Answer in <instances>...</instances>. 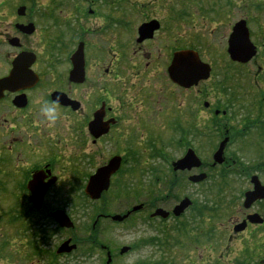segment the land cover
<instances>
[{"label":"flooded vegetation","instance_id":"af4514ba","mask_svg":"<svg viewBox=\"0 0 264 264\" xmlns=\"http://www.w3.org/2000/svg\"><path fill=\"white\" fill-rule=\"evenodd\" d=\"M125 1L0 0V198L25 197L8 212L0 252L8 249L21 264L42 255L43 227L34 216L46 208L48 194L70 188L64 177L77 158H86L88 172L101 164L81 177L85 194L103 168L109 189L117 175L136 179L134 200L127 197L128 183L116 185L132 201L124 214L139 206L128 219L148 209L152 220L176 221L193 202L175 216L174 208L188 198L165 209L161 204L169 194L213 178L218 191L240 189L243 206L224 224L228 239L245 234L247 264H264V0H129L147 2L134 10H124ZM235 31L247 36V43H236L246 49L244 61L229 53ZM214 35L218 42L204 57L202 38ZM184 51L196 53L195 60L209 68L207 78L182 84L171 78L174 56ZM76 90H85L86 100ZM44 100L58 101L60 118L52 125L39 112ZM166 159V172L155 168L153 162ZM44 189L38 208L31 196ZM109 189L98 201L88 199L104 200ZM141 195H151V204L140 203ZM109 203L93 230L101 221L114 223ZM159 209L168 216H155ZM182 225L177 231H185ZM94 236L88 238L93 242Z\"/></svg>","mask_w":264,"mask_h":264},{"label":"rangeland","instance_id":"374dc122","mask_svg":"<svg viewBox=\"0 0 264 264\" xmlns=\"http://www.w3.org/2000/svg\"><path fill=\"white\" fill-rule=\"evenodd\" d=\"M127 2L123 3L124 10H134L137 5L143 6L144 4V6H147L145 1L138 4L129 0ZM21 8L26 9V7ZM29 9H33V7L31 6ZM92 10L95 11L93 8ZM92 32H94V29ZM190 37L194 38L195 36L190 35ZM219 37V35L217 37L214 35L202 38L201 43L205 45L203 48L204 57L212 54V44L218 42ZM92 40L93 43H96L98 39L96 36H92ZM108 47L107 44L106 49ZM103 53L98 51L94 54L102 55ZM61 69L62 66L56 68L57 71ZM215 70H217V67H215ZM133 73V71L130 72V75ZM75 92L79 93L83 100H86L85 90H76ZM65 116L63 114L61 118L65 119ZM73 121H75V118L71 117L69 122L72 123ZM106 147V150L110 149V144L107 143ZM159 147L162 148L160 145ZM176 152L179 153L178 150ZM173 153L172 159L176 157L175 152ZM67 155L68 153L65 154V156ZM153 163L156 169H165V172L171 164L168 159L164 162L157 160ZM100 164L101 162H95L92 170L88 172L89 166L86 158H77L71 165L74 171L71 175H68V178L64 177L63 181V183L68 181L70 188L67 185L64 190H55L46 196V208L34 216V219L41 221L43 227L42 255L38 258L32 256L33 259L25 262V264H29L32 260L34 262L38 261L39 264H105L107 249L114 251L113 264H137L140 261L149 262V259H153L150 263L155 264L163 255L169 258L170 264H247V248L244 247L247 243V236L244 234L237 241L230 242L228 239L229 233L224 226L228 223L230 215L243 206L241 190L234 187L231 190L229 189L231 192H225L228 188L218 191L219 189L214 182L216 178L203 183L201 186H184L181 194L176 192L169 194L168 203L164 204L163 202L161 204L165 209H171L174 202L184 197L193 202V206L187 213L182 218L176 219V221L169 219L163 223L158 219L152 220L148 209H146L136 214L135 217L132 216L124 224H116L111 221V224H107L103 219L104 221L99 222L100 226L93 230L92 227L97 218V213L104 206V203H107V200L110 202L107 211L113 215L124 214L129 209L126 206L132 201H127L124 194L119 195L117 193V182L124 180L128 183L131 194L127 197L131 196L133 200L134 194L132 193L137 190L135 186L136 179L131 180V174L126 177L117 175L111 180V187L106 194V198L99 202H91L84 193L86 179L82 181L81 177L87 174V178L95 172V167ZM68 167L69 165H65L62 169ZM60 173L63 175V172ZM160 179L164 180L163 178ZM161 195H164L162 198L164 200L166 194ZM119 196H121L120 201ZM155 196V201H159L157 200L159 194H155ZM150 198L151 195H141L137 199L140 203L145 199L143 203L148 206V204H151ZM24 199L25 197L21 195L1 196L0 215L4 216V224H0V234L5 231L4 226L10 224L8 213L10 208L14 207L16 202L21 205ZM232 207L233 209H231ZM55 210H62L66 213L75 227L70 230L58 228L49 215ZM181 224H188L182 235L178 234L177 231V227ZM94 231H96L94 237H97V241L92 245L87 238ZM68 238L73 239V242L78 244L77 251L68 255H57V249ZM152 238H160L164 243L158 241L157 245H153ZM124 246H128L129 251L120 256L119 250ZM102 247L107 249H101ZM216 261L218 262L216 263ZM257 262L259 263L260 260H252L253 264ZM21 263V261L18 262L14 259L8 249L3 253L0 252V264Z\"/></svg>","mask_w":264,"mask_h":264},{"label":"water","instance_id":"95a60500","mask_svg":"<svg viewBox=\"0 0 264 264\" xmlns=\"http://www.w3.org/2000/svg\"><path fill=\"white\" fill-rule=\"evenodd\" d=\"M247 43V36L245 37L242 36L239 32L235 31L231 38H230V49L229 53L232 57V59H236L239 61H244L246 58L245 52L246 49L239 47L236 43L242 44V43ZM196 53L192 51H184L177 53L174 56V60L172 62L171 68H170V75L171 78L180 84L185 83V81H193L195 77H200V78H207L209 75V68L206 65H202L199 63V59L197 57L196 59ZM221 154V150L216 153L215 158L217 159ZM189 159V156H187L182 163L186 162ZM180 162V163H181ZM180 163H177L180 164ZM109 176L108 169H102L100 170L96 176H94L91 180L90 183L87 187V193L91 195L93 199H99L101 197V193L104 190L108 189L107 185V178ZM102 180L105 181V184L102 183ZM45 195V189L39 193H34L31 196V200L33 203L39 208L42 204L43 197ZM247 198V196H246ZM247 201V200H246ZM191 205V201L189 199L183 200L178 206L175 207L174 209V214L176 216L181 215L185 209H187ZM247 207V204H246ZM139 208H134L133 211L137 210ZM129 214L125 216H115L113 219L115 221H122L124 220ZM156 215H162L163 217H167L168 214L165 213L162 210H159L156 212ZM53 217L59 222L61 227H66L70 228L73 227V224L71 223L70 219L65 215L64 212L62 211H57L53 214ZM245 229V223L240 224L235 227V232H240ZM70 240H67L65 243L61 245V247L58 250L59 254L62 253H70L74 249H76L75 245L70 246ZM129 250L128 247H124L121 250V254L126 253ZM111 259L109 258L108 264L110 263Z\"/></svg>","mask_w":264,"mask_h":264},{"label":"clouds","instance_id":"9594fccd","mask_svg":"<svg viewBox=\"0 0 264 264\" xmlns=\"http://www.w3.org/2000/svg\"><path fill=\"white\" fill-rule=\"evenodd\" d=\"M57 103L58 101L49 102L47 100L40 103L39 112L42 114L44 121L49 125L54 124L56 120L60 118Z\"/></svg>","mask_w":264,"mask_h":264},{"label":"trees","instance_id":"16d2710c","mask_svg":"<svg viewBox=\"0 0 264 264\" xmlns=\"http://www.w3.org/2000/svg\"><path fill=\"white\" fill-rule=\"evenodd\" d=\"M182 227L186 230L187 229V227H188V224H186V225H182ZM180 231V230H179ZM158 241H162L163 243H164V241L163 240H161L160 238H154L153 239V245H157L158 244ZM162 243V244H163ZM165 243H168V242H165ZM161 244V245H162ZM150 260V259H149ZM152 260H150L149 262H142V261H140L139 263H137V264H151L150 262H151ZM218 261H216V263H217ZM155 264H170V262H169V258H167V257H165L164 255L161 257V258H159L158 260H157V262L155 263Z\"/></svg>","mask_w":264,"mask_h":264}]
</instances>
